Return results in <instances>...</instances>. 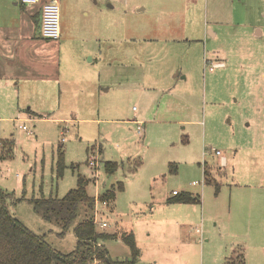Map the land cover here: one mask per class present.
Returning a JSON list of instances; mask_svg holds the SVG:
<instances>
[{
    "label": "rangeland",
    "instance_id": "374dc122",
    "mask_svg": "<svg viewBox=\"0 0 264 264\" xmlns=\"http://www.w3.org/2000/svg\"><path fill=\"white\" fill-rule=\"evenodd\" d=\"M13 2L0 0L1 18H24ZM57 2L60 37L15 28L23 76L0 83V139L14 141L0 158L10 212L68 253L79 217L60 235L27 198L63 197L77 173L96 199L122 181L91 214L97 230L133 233L136 264H264V0ZM105 160L118 163L113 173ZM173 190L200 203H167ZM99 245L130 255L119 237Z\"/></svg>",
    "mask_w": 264,
    "mask_h": 264
},
{
    "label": "trees",
    "instance_id": "16d2710c",
    "mask_svg": "<svg viewBox=\"0 0 264 264\" xmlns=\"http://www.w3.org/2000/svg\"><path fill=\"white\" fill-rule=\"evenodd\" d=\"M23 5V4H22ZM0 158H10L14 141L11 138L0 139ZM74 170L75 167L72 166ZM104 170L113 173L118 167L115 161L105 160ZM66 168L64 152L57 146L55 158V177L63 175ZM204 169V182L210 183L207 167ZM90 179L77 173V184L63 197L39 196L27 198L33 210L43 220L59 227L60 235L66 233L78 218L73 228L76 236L75 248L63 253L52 247L43 235L36 234L24 225L7 207L5 197L8 195L0 190V264H136L140 256V249L131 232L120 235L97 230L91 212L96 198L87 194L86 186ZM219 185L216 186L218 188ZM123 189V182L119 181L105 190L98 199L114 201L118 191ZM167 203L193 204L200 203L198 194L188 191L176 192L167 198ZM119 237L129 248L127 258L112 259L104 245L97 246L99 241ZM240 264H243L242 262Z\"/></svg>",
    "mask_w": 264,
    "mask_h": 264
},
{
    "label": "crops",
    "instance_id": "0c3cea01",
    "mask_svg": "<svg viewBox=\"0 0 264 264\" xmlns=\"http://www.w3.org/2000/svg\"><path fill=\"white\" fill-rule=\"evenodd\" d=\"M13 1L14 5L19 4L24 9L25 16L23 19H18V21H15V19H13L14 21H10L9 19H5L4 17L1 18L0 16V83L5 80L2 84H9L11 79L15 78H17L18 81V79L23 76L21 62L25 61V58L22 57L21 45L25 44V42L22 43L25 39L22 34V30H17V32H15L14 29H26V26L24 25L34 27V29L37 30V35L39 34V37L45 40L40 34L41 5L43 2L48 0H40L39 3L31 6L22 5L20 0ZM22 21L24 22L23 26H21ZM212 34L215 36V33ZM176 75L177 74H175V76ZM18 87V84H16L15 89H18ZM144 114V112L138 113V117H134L135 119L133 122H135L136 125L138 122L142 123L143 119L141 118L144 117Z\"/></svg>",
    "mask_w": 264,
    "mask_h": 264
},
{
    "label": "built area",
    "instance_id": "2783aa9c",
    "mask_svg": "<svg viewBox=\"0 0 264 264\" xmlns=\"http://www.w3.org/2000/svg\"><path fill=\"white\" fill-rule=\"evenodd\" d=\"M21 4L25 6L35 5L40 2V0H20ZM40 34L41 37L47 40H56L60 37V28H59V5L57 0H48L42 3L41 5V22H40ZM22 129H26L25 125L21 126ZM137 133L141 135L143 133V127L141 123H137ZM216 154H219V151H216ZM93 165L94 163L91 162ZM177 191H173V194H176ZM101 200L98 198L95 200L97 204ZM108 201L103 200L101 203L107 205ZM101 205V204H100ZM98 211L96 210V216L94 217V222L97 219ZM101 227L107 226L106 221L100 222Z\"/></svg>",
    "mask_w": 264,
    "mask_h": 264
}]
</instances>
